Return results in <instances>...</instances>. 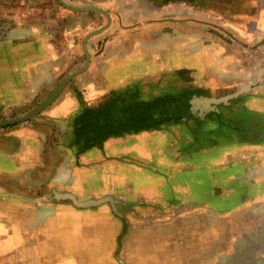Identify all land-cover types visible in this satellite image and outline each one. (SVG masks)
Listing matches in <instances>:
<instances>
[{"label": "rangeland", "instance_id": "1", "mask_svg": "<svg viewBox=\"0 0 264 264\" xmlns=\"http://www.w3.org/2000/svg\"><path fill=\"white\" fill-rule=\"evenodd\" d=\"M172 1L174 0H152L147 3L149 5L140 4L136 0L126 2L123 11V55L117 53L110 55L112 63L105 72L110 83L100 90L102 93L100 96L98 94L88 98L90 102L98 104L114 91L125 90L128 87L137 88L144 100L168 93L179 94L195 87V84L191 83L193 74L200 73L201 68L207 69L205 51L196 49L192 44L183 45L175 29L169 28L166 21L162 23L163 19H156L157 16L152 11V4L154 7L156 5L166 7ZM180 1L220 3L230 10L233 6V12H238L243 9L242 5L246 0ZM255 12V10L249 12L251 19L256 17ZM101 19L102 21L91 29V31L96 30L95 35L91 36V51L96 56L103 51L105 42L118 33L105 32L106 18ZM152 21L155 26L152 25ZM223 31L216 32L225 40L229 41L231 37L235 40L231 33L224 29ZM39 40L41 37L36 35L16 39L14 36L0 33V135L8 130L22 131L20 128L26 125L32 128L33 134L41 130L47 131L46 135L52 137L53 148L60 146L56 142L61 146L63 144V147L68 146L71 145L70 130L67 131V138L56 140L55 128L43 120L41 111L33 113L57 86L45 96L38 99L36 97L32 105L27 104L31 99L27 96L29 88L25 83L32 75L37 76L35 72L38 67L35 62L39 56ZM253 44L255 43H252V46ZM126 48L129 50L127 51ZM261 48V45L257 44V49L252 47L248 54L240 51L248 63L251 64L254 60L252 64L255 65V85L261 83L263 78L261 73H264V49ZM85 51L83 48L78 50L80 69L77 74L84 72L87 65ZM98 66V64L93 66L97 68L92 67L89 72L85 71L86 76L91 78L97 74L95 78L99 79L101 71ZM252 66L250 69L253 68ZM73 82H75L74 78L62 84V87H72ZM221 98L219 97V101ZM232 100L234 105L244 106V110L247 109L246 106H256L261 102V99L254 96L251 91H246L238 99L234 97ZM242 115L243 117H240L247 125L240 127L238 139H235L236 135L232 136L228 125L224 124L222 127L220 123L217 125L215 120H211L208 126H216L217 134L207 129L205 139L193 140L187 144L183 140L185 132L180 126L182 124L179 123L180 120L173 122L172 118H168L169 123L163 124L166 116L156 114L157 118L161 116L162 123L147 121L140 125L137 131L112 134L107 138L103 148L94 146L87 148L84 153L79 154L78 159L80 163L88 164L96 175L93 181L90 178V182L86 183L83 166L78 164L81 166L80 170L75 171L80 176L73 179L83 183L81 185L83 188L80 187L74 193L83 201V198L99 200L105 197H111L112 200L97 202L96 205L79 204L80 207L73 205L70 200L68 205L65 204L66 202L62 205H50L42 201L36 210L29 213L16 210L10 215L8 213L10 209L0 207V264H126L123 255H125V240L128 236L125 235L131 228V219L135 218L129 211H139V208L134 205L123 208V223L115 236H82V234L84 235L87 228L92 226L104 228L102 217L107 218L111 211L119 219L118 205L112 204L115 199H120L122 196L129 201L144 197L151 199L146 195L139 197L136 195L135 192H139L144 186L146 188L150 186L158 191L172 184L177 190L184 191V187L189 186L187 175L185 173L173 175V173L177 168L183 169L191 164L195 167L193 170L196 173L201 169L209 176L205 179L207 182L196 179L194 184L201 186L208 184L215 188L212 193H186V197L183 193L185 200L192 201V214L196 216L188 223L177 226V231L172 234L170 229L173 225L163 227L168 236H183L184 240L180 237L175 242L180 249L183 248L182 245L186 249V256L183 258L185 263L181 264H264V161L260 159L253 162L251 170L245 172L250 161L246 155L255 147L254 143L256 145L264 143V119L262 115L257 116L258 114L247 111ZM170 116L171 114H167V117ZM220 131H224L223 134ZM199 133L200 130H193L195 139ZM5 139L0 148V192L17 194L33 200L46 197L49 190L54 187L60 171L63 170V154H57L54 150L52 155L47 154L51 158V160L48 158V161L44 159L45 155H42L41 160L35 163V167L22 175L25 173V167L29 163H34L36 159V152L34 153L36 145L32 142L31 150L14 154L11 150L15 147V143L9 137ZM237 156L241 159L235 162L234 170L241 173L238 175L239 179L250 182L252 188H249V192L240 189L225 193V196L221 197L220 173L217 174L211 166H217L215 168L219 169L227 159L235 160ZM78 159L75 158L76 162ZM124 170L126 175L123 174ZM5 172L22 177L18 179L6 177ZM152 174L160 178L158 180L150 178ZM101 175H106V180ZM127 190L129 193L124 195ZM206 199L211 200L209 205L223 215L215 214L213 213L215 210L194 202ZM245 203L249 205L239 209ZM114 205L117 210L114 209ZM75 208H82L83 212L89 211L92 216L82 215L81 212L77 214ZM9 216L12 217L11 223ZM125 217L127 222L124 220ZM78 229L81 236L74 235L78 233ZM89 252L91 254L89 257L81 255H87L86 253ZM175 259L169 257V264H179L174 262Z\"/></svg>", "mask_w": 264, "mask_h": 264}, {"label": "crops", "instance_id": "2", "mask_svg": "<svg viewBox=\"0 0 264 264\" xmlns=\"http://www.w3.org/2000/svg\"><path fill=\"white\" fill-rule=\"evenodd\" d=\"M136 1L146 5L152 0ZM126 2L128 0H0V33L5 36H14L16 39L25 38L30 35L41 37V40L38 41L39 56L36 59L37 62H35L38 67V70L35 72L37 76L33 77L34 75H32L25 83V86L29 88L27 96L31 99L27 104H33L36 97L38 99L45 96L61 82L75 79L72 87L66 86L64 88L61 85L40 109L41 115L44 116L43 120L50 124L52 128H55L56 140L67 138V131L70 130L71 145H64L63 147V144L61 146V144L56 142L60 146L53 148L52 137L46 135L47 131L41 130L39 133L33 134L32 128L26 127V125L20 128L22 131L17 130L15 132L8 130L5 131L6 133L4 132L0 135V148L3 140L9 137L15 143V147L11 150V153L14 154L31 150V143H35L34 153L36 152V159L34 163H29L25 167V173H22V175H25L29 169H33L35 163L39 159L41 160L42 155H45L44 159L48 161V158L51 160L48 155H52L54 150H56L57 154H63V170L60 171V175L53 185L54 187L49 190L46 197L33 200L17 194L0 192V207L10 209L9 215L16 210L29 213V211L38 209L42 201L50 205H62L65 202L68 205L70 200L73 205L80 207L76 200H83L75 195L74 192L77 189L79 190L80 187L83 188L81 186L83 183L73 179L76 176H80L75 170H80L79 167L83 166V177L86 178V183L90 182V178L93 181L96 173L91 170L88 164L80 163L78 159L79 154L84 153L86 149L79 151L75 143L77 118L88 107L97 106L104 101L96 104L90 102L89 99L93 95L99 94L98 96H100L102 94L100 90L110 83L107 74H105L112 63L110 55L112 53L123 55V11H125L124 5H127ZM263 2L264 0H246L242 5L243 9L238 12H233V6L230 7V10L227 7H223L220 3L212 2L191 3L189 1L187 3L174 0L166 7H157V5L154 7L152 4V11L158 17L155 16L156 19H163L162 23L166 21L169 28H174L177 37L179 36V41L183 42V45L192 44L196 49L205 51L206 54L204 55H207V58H205L207 60L205 61L207 69H199L201 72L193 74V78L191 79V83L195 84H191L195 86L194 88L192 87L188 91L179 94H166L173 99L169 105V110L175 116L173 122L180 120L179 123H182L180 126L185 132L183 140L187 144L193 140L205 139L207 129L216 135V126H208L211 120H215L217 125L220 123L222 127H224V124L228 125L232 136L236 135L235 139H238L240 137V127L247 125L245 120L240 117H243V113L247 111L258 114L257 116L262 115L263 118H261L264 119V73H261V75L263 74L261 83L255 85V65L252 64L254 60L250 64L244 60L240 53V51H244L245 54H248L252 47L256 50L257 44H260L261 49H264ZM253 10L256 11V17L251 19L248 14ZM103 17L106 18V28L104 31L110 34L112 32L118 33L105 42L103 51L96 56L91 51V36L95 35L96 30L91 31V29L98 25ZM153 22L151 23L155 26ZM223 29L231 33L235 37V40L232 37L229 41L223 39V37L221 38L216 31L219 32L221 30L224 32ZM252 43L255 44L252 46ZM81 48L84 51L86 50L87 60L85 64L87 65L84 72L77 74L76 72L80 69V59L77 53ZM126 50L128 51L129 49L126 48ZM121 55L120 57L123 58ZM97 64L101 71V77L96 80L95 76L97 74L95 73L91 78L86 76L90 69L97 68L93 67ZM251 66L253 68L250 69ZM85 71L87 72L85 73ZM249 84L251 86L242 90V87ZM121 90L123 89L116 91ZM246 91H251L254 96H258L261 102L256 104V106H246L247 109L244 110V106L234 105L232 98L237 97L238 99ZM219 97H222L220 101ZM168 123L166 122L165 124ZM193 130L201 131L197 139L194 138ZM220 132L223 134L224 131ZM107 138L100 145H95L94 147L103 148ZM254 144L256 148H252L249 151L250 153L246 155L250 160L245 171L247 173L253 167V162L260 159L264 161V143L263 145ZM75 158L76 160L78 159L77 162ZM236 158L235 160L227 159L226 163L219 167V169L215 168L217 166H211L216 170L217 174L220 173L219 186L222 188L221 197L225 193L240 189H245L249 192V188H252L251 184H249L250 182L247 183L240 180L241 178L239 179L238 175L241 173L234 170L235 162L241 159V157L237 156ZM78 164H81V166ZM193 169L195 167H192L191 164L189 167L174 170L173 175L184 173L187 175L186 179H188L189 186L188 188L185 186L184 191L177 190L172 184L168 188L164 187L165 189L158 191L150 188V186L149 188L144 186L143 190L135 192L136 195L138 197L139 195H146L151 199L144 197L140 200L129 201L123 198V196L120 199H115V202L112 204L118 205V209L120 210L118 213L120 214L119 219L111 211L110 216H113L105 217V219L102 217L104 228L89 227L82 236H115L116 231L123 223V208L126 209L134 205V207L140 210L129 211L135 218L131 219V228L125 235L128 236L125 240V255H123L126 259V264H169V257H175V263H185L183 258L186 256V249L183 245L184 249H180L179 246L175 245L178 238L181 237L184 240L183 236H168L164 232L163 227L164 225H173L172 229H170V233L172 234L174 231H177V226L188 223L196 216L192 214V201L185 200L186 193L199 192L202 194V192H213L215 186L194 184L196 179L207 182L205 179H208L209 176L205 175L206 173L203 170L196 173ZM225 169L226 172H224ZM123 174L126 175L125 170ZM4 175L11 178L16 177L17 179L22 177L10 172H5ZM150 176H152L150 178L156 180L160 178L155 177L154 174ZM101 177L106 180L107 176L101 175ZM224 181H226V184ZM128 193L129 191L127 190L124 195ZM214 195L218 196V194ZM83 199V202L95 201V199ZM100 202H109V199ZM194 202L200 206L204 205L213 211L215 210L209 205L211 200L208 201L206 199L205 201ZM141 203L145 205L142 206L140 205ZM89 204L96 205L97 202ZM115 205L114 209L117 210ZM245 205L247 206L249 203H245L239 209L246 207ZM81 209L75 208L77 214L81 212L80 214L82 215L92 216L91 212H83ZM213 213L219 214L216 210ZM8 219L11 223L10 219L12 217L9 216ZM124 220L127 222L126 217ZM78 233L74 235L81 236L79 229ZM86 254L81 255L86 257L91 255L90 252ZM94 256L95 252L93 253Z\"/></svg>", "mask_w": 264, "mask_h": 264}, {"label": "trees", "instance_id": "3", "mask_svg": "<svg viewBox=\"0 0 264 264\" xmlns=\"http://www.w3.org/2000/svg\"><path fill=\"white\" fill-rule=\"evenodd\" d=\"M172 101L168 95L144 100L135 87L115 91L97 106L88 107L77 118L75 143L82 151L100 145L112 134L137 131L147 121L162 123L161 116L157 118L156 114L166 116L165 124L168 118L175 119L169 110ZM167 114L171 116L167 117Z\"/></svg>", "mask_w": 264, "mask_h": 264}, {"label": "water", "instance_id": "4", "mask_svg": "<svg viewBox=\"0 0 264 264\" xmlns=\"http://www.w3.org/2000/svg\"><path fill=\"white\" fill-rule=\"evenodd\" d=\"M263 68H264V67H263ZM263 68H262V69H263ZM72 76H73V75H72ZM72 76H70V77H72ZM64 82H65V81H64ZM64 82H61V83H60V84H59V85H58V86H57V87L51 92V94H50V95H49L44 101H42V102L39 104V106L36 108V110H34L33 113H35V112H37L38 110H40V109L42 108V106H44V104L47 103L48 100L51 98V96L55 93V91L57 90V88H59ZM249 86H251V84L242 87V90L246 89V88L249 87ZM105 198H107V199H109V200H112L111 197H105ZM105 198H101V199H99V200L90 201V202H81V201L76 200V202H77L78 204H81V205H86V204H89V203L100 202V201L104 200Z\"/></svg>", "mask_w": 264, "mask_h": 264}, {"label": "bare ground", "instance_id": "5", "mask_svg": "<svg viewBox=\"0 0 264 264\" xmlns=\"http://www.w3.org/2000/svg\"><path fill=\"white\" fill-rule=\"evenodd\" d=\"M201 170V169H200Z\"/></svg>", "mask_w": 264, "mask_h": 264}]
</instances>
